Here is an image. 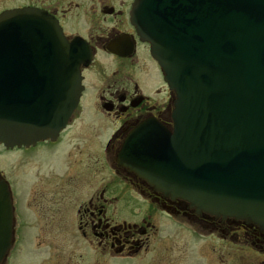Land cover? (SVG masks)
Returning <instances> with one entry per match:
<instances>
[{
    "label": "water",
    "instance_id": "obj_1",
    "mask_svg": "<svg viewBox=\"0 0 264 264\" xmlns=\"http://www.w3.org/2000/svg\"><path fill=\"white\" fill-rule=\"evenodd\" d=\"M132 21L177 95L175 126L144 124L120 164L199 215L264 230V0H136ZM90 56L44 10L1 13L0 142L54 138L78 105ZM11 197L0 174V264L14 243Z\"/></svg>",
    "mask_w": 264,
    "mask_h": 264
},
{
    "label": "flooded vegetation",
    "instance_id": "obj_2",
    "mask_svg": "<svg viewBox=\"0 0 264 264\" xmlns=\"http://www.w3.org/2000/svg\"><path fill=\"white\" fill-rule=\"evenodd\" d=\"M92 2L91 5H84L71 1L67 9L62 5L31 4L54 16L70 42L75 38H82L92 52V60L88 66L82 67L83 92L79 104L59 135L55 139L40 141L29 147L16 146L8 149L0 144L3 152L0 156L13 153L16 165L20 167L25 162V154L42 147L54 148L66 141L70 147L66 152V162L80 155L83 161L85 156L87 172L95 173L100 169V163L96 152H92L98 151L93 146V141L103 139L104 168L110 170L115 175L111 174L114 178H119L118 184L127 189L130 198L147 204L149 208V212L142 217L141 224L118 219L114 209L118 207L117 199L121 201L124 198L123 192L112 190L109 186L94 189L88 203L80 210L79 229L83 236L97 239L98 247L104 245L103 251L110 250L113 257H132L144 248L150 231L155 228V224L150 221H153L157 212L171 218L183 217L190 223L212 233L218 232L223 237H240L243 234V238L249 236L253 243H260V247H264V231L259 228L247 227L244 223L231 219L222 221L205 213L199 215L187 202L164 197L146 180L119 164L118 154L124 141L142 124L155 120L157 122L151 124V129L159 126L173 128L175 95L166 84L161 67L151 55L150 44L142 41L131 22L135 0H115L110 4L108 0ZM68 23L72 25L69 26ZM75 26L80 29L73 30ZM143 78L147 79V89L143 85ZM88 106H91L97 117H79L81 111ZM0 171L13 190L16 233L20 234L22 224H17L21 217L18 200L10 178L1 167ZM50 174L54 176V172ZM42 176H45L42 170L33 171L31 185L36 193H40L37 180ZM44 205L43 199L33 197L28 198L24 208L30 210V206Z\"/></svg>",
    "mask_w": 264,
    "mask_h": 264
},
{
    "label": "rangeland",
    "instance_id": "obj_3",
    "mask_svg": "<svg viewBox=\"0 0 264 264\" xmlns=\"http://www.w3.org/2000/svg\"><path fill=\"white\" fill-rule=\"evenodd\" d=\"M71 1L91 5L94 0H0V11L31 4L62 5L67 9ZM112 2L115 0H108L109 4ZM72 29L80 28L75 26ZM142 81L147 89V79ZM79 117L92 119L97 116L88 106ZM102 140L93 141L98 151L92 152H96L100 163V169L95 173L87 172L85 156L83 161L80 155L66 162V152L70 149L66 141L54 148L42 147L25 154V162L20 167H17L13 153L0 156V167L10 178L18 200L21 214L18 225L22 224L18 242L5 264H264L263 251L251 242L224 239L216 232L199 229L182 218L174 221L161 212L150 221L155 228L150 231L144 248L132 257H113L110 250L103 251L104 245L98 247L97 239L83 236L79 229L80 210L98 186L123 192L124 198L117 199L118 207L114 209L118 219L140 223L149 212L147 204L130 198L127 189L118 184L119 178H114L115 175L104 168ZM38 169L45 174L37 180L40 193L34 192L31 185L33 171ZM52 172L53 177L50 176ZM33 197L43 199L46 205L30 206V210H25L28 198Z\"/></svg>",
    "mask_w": 264,
    "mask_h": 264
}]
</instances>
